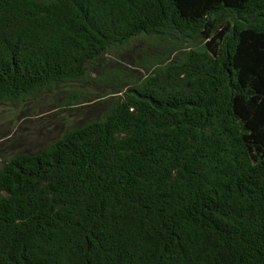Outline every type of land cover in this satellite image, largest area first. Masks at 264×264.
Returning a JSON list of instances; mask_svg holds the SVG:
<instances>
[{"label": "trees", "instance_id": "obj_1", "mask_svg": "<svg viewBox=\"0 0 264 264\" xmlns=\"http://www.w3.org/2000/svg\"><path fill=\"white\" fill-rule=\"evenodd\" d=\"M93 85L0 166V264H264V0H0V106Z\"/></svg>", "mask_w": 264, "mask_h": 264}, {"label": "rangeland", "instance_id": "obj_2", "mask_svg": "<svg viewBox=\"0 0 264 264\" xmlns=\"http://www.w3.org/2000/svg\"><path fill=\"white\" fill-rule=\"evenodd\" d=\"M65 90L51 97L0 106V166L18 153L38 150L84 119L91 107L84 102V96L100 91L95 85L67 86ZM79 92L87 95H81L78 105L66 106V102Z\"/></svg>", "mask_w": 264, "mask_h": 264}]
</instances>
